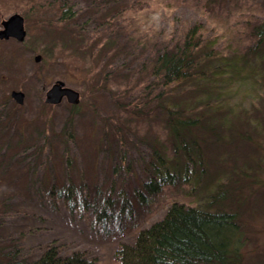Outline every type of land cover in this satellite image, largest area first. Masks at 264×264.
Returning a JSON list of instances; mask_svg holds the SVG:
<instances>
[{"label": "rangeland", "instance_id": "1", "mask_svg": "<svg viewBox=\"0 0 264 264\" xmlns=\"http://www.w3.org/2000/svg\"><path fill=\"white\" fill-rule=\"evenodd\" d=\"M65 2L77 12L61 22L62 0H0V29L18 14L25 31L21 42L0 40V103L7 102L0 106L1 246L19 241L23 256L32 259L55 241L62 255L80 250L98 264H117L118 245L161 218L172 200L197 205L215 194L245 222L252 242L242 248L244 263L264 264V127L259 130L249 115L251 108L263 109L264 85L235 87L229 101L230 111L244 109L251 117L243 132L255 142L262 169L238 168L250 162L252 145L249 138L235 139L240 131L231 112L222 132L232 135L207 149L210 173L201 186L177 175L153 194L144 188L147 163L153 151L172 155L173 148L157 101L143 92L158 48L178 40L188 26L203 24V35L216 37L224 53L245 51L254 43L251 25L264 21V0ZM56 81L78 92L72 113L65 97L45 102ZM13 90L23 93L21 104L10 97ZM215 169L232 177L218 193L209 184ZM69 184L74 195L66 198Z\"/></svg>", "mask_w": 264, "mask_h": 264}, {"label": "trees", "instance_id": "2", "mask_svg": "<svg viewBox=\"0 0 264 264\" xmlns=\"http://www.w3.org/2000/svg\"><path fill=\"white\" fill-rule=\"evenodd\" d=\"M65 1L62 0L60 10L61 22L70 20L77 12ZM203 32L201 23L188 26L178 40L158 48L160 51L151 67V81L143 92L153 94V100L157 101L156 109L172 140L173 151L172 155L167 150L151 154L147 163L149 180L144 184L149 194L172 185L177 175L183 182L194 177L195 188L201 186V178L210 173L209 148L217 147L218 142L232 135L231 132H222L231 124L232 119L227 116L231 112L234 130L240 131L234 134L235 139L242 142L249 138L246 143H252H249L252 147L248 145L250 162H243L238 168L251 173L262 169L257 166L260 158L255 157L259 156V150L243 129L254 117V125L262 130L264 126L259 124V114L263 109L251 108L248 119V111L244 109L238 111L235 107L236 111H230L229 101L234 97L232 91L236 92L235 87L262 88L264 85V21L251 25L254 43L243 52L231 49L224 53L216 46V37L204 36ZM6 104L3 100L0 106ZM76 106H70L71 113ZM13 108L16 109V105L13 104ZM202 133L207 136L203 134L202 138ZM201 140L205 146L203 149ZM237 170L233 168V171ZM213 172L208 174L211 175L209 184L218 193L220 187L232 182V177H224V172L216 169ZM239 178L237 176L236 180ZM73 193L72 185H67L65 197L71 198ZM223 197L219 199L213 194L207 202L197 205L172 200L161 218L138 229L132 242L118 245L115 250L117 264H245L242 248L252 241L245 235V222L237 209L233 211L234 208L225 206ZM123 205L129 206L126 197H123ZM104 208L98 211V217L104 215ZM1 244L0 264H98L95 257L87 256L84 251L75 250L62 255L55 241L45 245L32 259L23 256L19 241H12L11 248Z\"/></svg>", "mask_w": 264, "mask_h": 264}, {"label": "water", "instance_id": "3", "mask_svg": "<svg viewBox=\"0 0 264 264\" xmlns=\"http://www.w3.org/2000/svg\"><path fill=\"white\" fill-rule=\"evenodd\" d=\"M0 40L13 38L19 42L23 41L25 31L23 28V18L18 14H12L1 22ZM78 92L65 87L61 81L54 82L45 93V102L49 104H57L62 97H65L71 105H76L79 102ZM10 97L17 104L22 103L23 93L21 91H11Z\"/></svg>", "mask_w": 264, "mask_h": 264}, {"label": "flooded vegetation", "instance_id": "4", "mask_svg": "<svg viewBox=\"0 0 264 264\" xmlns=\"http://www.w3.org/2000/svg\"><path fill=\"white\" fill-rule=\"evenodd\" d=\"M263 102V101H262ZM262 107H263V110H262V112H261V114H259V117L260 118H262L261 120L263 121V122H261V125H263L264 126V102L262 103ZM263 137V136H262ZM257 139L259 138V137H256ZM260 138H261V136H260ZM262 139V138H261ZM258 141V140H257Z\"/></svg>", "mask_w": 264, "mask_h": 264}]
</instances>
